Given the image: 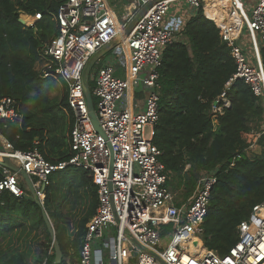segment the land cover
Here are the masks:
<instances>
[{"label": "built area", "instance_id": "2783aa9c", "mask_svg": "<svg viewBox=\"0 0 264 264\" xmlns=\"http://www.w3.org/2000/svg\"><path fill=\"white\" fill-rule=\"evenodd\" d=\"M175 1H183L191 10L202 7L205 14V0H126L120 19L109 0H59L52 18L56 32L42 44L41 63L36 69L42 77L65 85L72 112L68 157L50 161L37 147L14 149L0 135L4 148L0 159L7 156L12 163L11 157L17 161L14 164L29 176L41 203L52 173L66 167L88 171L98 202L86 224L75 264H264V201L252 206L238 224L236 243L220 255L202 240L216 182L214 172L202 171L186 200L176 201L166 185L167 172L152 136L159 115L162 51L176 39L174 24L178 21L168 17ZM231 1V8L241 17L238 27L231 29L211 18L235 62V71L225 86L240 78L255 95L264 96L259 52L260 43H264V0ZM22 15L33 19L24 21L26 26L41 18L39 12ZM134 17L137 19L126 33ZM244 27L253 59L246 44L239 41ZM107 45H111L109 53L115 56V63L100 62L90 88L100 134L92 126L83 88L89 80L85 76L88 61ZM225 93L222 90L211 104L214 119L230 106ZM18 116L16 101L2 98L0 122L14 121ZM147 127L149 136L145 134ZM253 146L244 151L250 153ZM0 167V193L7 190L16 197L28 193L20 184V175Z\"/></svg>", "mask_w": 264, "mask_h": 264}, {"label": "trees", "instance_id": "16d2710c", "mask_svg": "<svg viewBox=\"0 0 264 264\" xmlns=\"http://www.w3.org/2000/svg\"><path fill=\"white\" fill-rule=\"evenodd\" d=\"M58 5L59 0H0V100L14 99L19 114L14 121L0 122V135L14 149L37 147L50 161L68 157L66 133L72 124L65 85L61 99L55 102L49 96L54 82L42 77L35 67L42 56V44L56 32L52 18ZM36 12L41 18L34 25L19 22L20 13ZM168 17L178 21V37L162 51L159 115L152 142L161 151L159 159L168 176L166 185L171 191L180 190L184 200L193 194L202 171L216 175L202 240L206 247L223 255L236 243L240 221L254 204L264 201V129L256 138L258 152L244 151L251 144L252 122L264 116V96L255 95L240 78L226 88L235 62L219 28L205 16L202 7L188 11L183 1H175ZM239 41L250 42L246 27ZM259 52L264 68V43H260ZM249 57L253 59V55ZM100 64L94 62L97 68ZM88 84L91 88L93 81L89 79ZM224 89L230 106L214 119L211 104ZM58 106L67 111V119L64 126L52 128L50 112ZM72 168L51 175L43 200L62 251L57 264L76 263L86 224L98 202L97 188L88 171L73 168L76 171L72 172ZM76 206H81V215L69 221L67 216ZM40 227L47 238L42 254L32 255L29 250L13 247L14 237L21 238ZM42 263L55 264L40 207L33 199L1 192L0 264Z\"/></svg>", "mask_w": 264, "mask_h": 264}, {"label": "rangeland", "instance_id": "374dc122", "mask_svg": "<svg viewBox=\"0 0 264 264\" xmlns=\"http://www.w3.org/2000/svg\"><path fill=\"white\" fill-rule=\"evenodd\" d=\"M232 10H233V8L230 7V9L228 11L231 12ZM121 12H122L121 9L117 10V15H118L119 19L121 16ZM248 14H250V12H248ZM20 15H22V13ZM177 37H178V35L176 34V38ZM246 45H247L248 49H250L249 48L250 42L247 41ZM249 54L253 55V52L251 51V49L249 51ZM98 57H99L98 53L92 55L91 59L87 63V66L85 69V76H87L90 80L97 70V67L94 65V62H96ZM115 60H116L115 56L112 55L111 53H107L106 56L103 57V59H102V61L104 63H112V64L115 63ZM53 82H54V87L49 92V96L51 99L53 98L54 101L57 102L61 99V96L63 94V86L60 82H57V81L56 82L53 81ZM66 117H67V111L61 106L56 107L54 109V111L50 112V122H51L50 127L53 128L54 125L56 127H57V125H59V127L64 126L63 123L66 121V119H67ZM251 127H252V129H251V137L250 138H251V144H253L254 146L251 148L250 152H256V151L258 152V147H257L255 142H256V138L258 137L261 129H264V116H263V118H261V120H256V121L252 122ZM145 134H146V136H149V134H150V128L149 127L146 128ZM71 171L75 172L76 170H74L72 168ZM51 175H53V173ZM51 175H50V177H52ZM20 184L24 189H27V186L22 179H21ZM27 191H28V189H27ZM172 192L175 195L176 201L183 199L180 190H173L172 189ZM80 210H81V206H76L73 210L70 211V214H69V216H67V219H69V221H72L73 218L80 216L81 215ZM67 211H68V208H65L64 212H67ZM26 225H28V222L26 223ZM26 229H28V228H26ZM36 229H32V231H30L28 234L22 235L21 238L17 239V237H14L13 243H12L13 247L24 249V250H29L32 255L42 254V251L44 249V244L46 243L47 238L45 236V232H44L43 228L40 227V228H36ZM28 230H31V229H28ZM68 232H71V228L68 230ZM68 261L70 262V260H68ZM70 264H72V262H70Z\"/></svg>", "mask_w": 264, "mask_h": 264}, {"label": "water", "instance_id": "95a60500", "mask_svg": "<svg viewBox=\"0 0 264 264\" xmlns=\"http://www.w3.org/2000/svg\"><path fill=\"white\" fill-rule=\"evenodd\" d=\"M145 8L143 9V11L145 10ZM22 16L23 15H21L18 20L20 23L23 24L24 19L22 18ZM136 19H137L136 17L131 19L130 23L125 28L126 33L129 32V30L133 26L134 22L136 21ZM83 91H84V95H85V99H86V103H87V109H88V113H89V117H90L92 126L96 132L103 134L101 127L99 125L98 119H97L96 112L94 110V102H93V98L91 95V91H90V87H89L88 82L84 83ZM0 151H4V148L2 147V145H0ZM110 164L112 165V156H111V163ZM0 166L8 168L13 172H16L18 175H20L23 178V180L27 186V189H28V193H24L23 197L28 198V199H33L37 203V205L40 207L41 215H42V218H43L44 223L46 225V228H47V231L49 233L51 243L53 246L54 263L55 264L59 263L61 261V258H62V251H61L59 242L56 238L55 230H54L52 221L50 220L48 213L46 212V210L43 206V203H41V201L37 198L35 191H34V188L30 182L29 176L26 174V172L23 169H21L20 167H18L14 163H12L7 156H2V158L0 159ZM109 186L111 187V183H109ZM161 263L165 264L163 262H161Z\"/></svg>", "mask_w": 264, "mask_h": 264}, {"label": "crops", "instance_id": "0c3cea01", "mask_svg": "<svg viewBox=\"0 0 264 264\" xmlns=\"http://www.w3.org/2000/svg\"><path fill=\"white\" fill-rule=\"evenodd\" d=\"M205 1H206V2H205V5H207L208 3H210V4H208V5L211 7V9L214 10V12L218 13V15H219V19H220V21H222V19H223V15H224V13H225L226 10H227V4H226V1H227V0H219V2H220V1L222 2V4H219V5H216L215 3H212L214 0H205ZM109 2H110V5H111V6L113 7V9L115 10L116 14H117V10H118V9H121V10H122L121 15L123 14V12H124V10H125V6H124V4L126 3V0H109ZM215 2H216V1H215ZM190 10H191V9L188 7V11H190ZM117 16H118V15H117ZM120 17H121V16H120ZM170 22H173V21H170ZM238 23H239V21H238ZM174 25L176 26V24H174ZM110 48H111V45H107V46H105L102 50H100V51L98 52V56H99V57H98L97 59H99L101 63H103V61H102L103 57H105L106 54L110 52ZM40 63H41V60L37 61L35 67L37 68V67H38V64H40ZM116 70H117V73L122 74L121 69L117 68ZM49 79H50L52 82L55 81V80L52 79V78H49ZM55 82H56V81H55ZM68 134H69V129H68V131H67V133H66V137H67V138H69V137H68ZM68 141H69V139H68Z\"/></svg>", "mask_w": 264, "mask_h": 264}, {"label": "bare ground", "instance_id": "6f19581e", "mask_svg": "<svg viewBox=\"0 0 264 264\" xmlns=\"http://www.w3.org/2000/svg\"><path fill=\"white\" fill-rule=\"evenodd\" d=\"M212 3H215L216 5L222 4L221 1L219 2V0H214ZM208 4H210V3H208ZM208 4L205 5V14L207 15V17L214 18L219 24L228 25L231 29H235V27H238L240 25L241 17L239 15V13L236 10H232L231 12L228 11L230 9V7L232 6L231 0L226 1L227 10L223 15L222 21H220L218 13L214 12V10L211 9V7ZM22 17H23V19H25L24 21H26V20L32 21L33 20L32 18L30 19L29 16L23 15ZM238 21H239V23H238ZM236 32L237 31H235L234 33H236ZM11 160L13 161V163L17 164V161L15 159H13L12 157H11Z\"/></svg>", "mask_w": 264, "mask_h": 264}]
</instances>
